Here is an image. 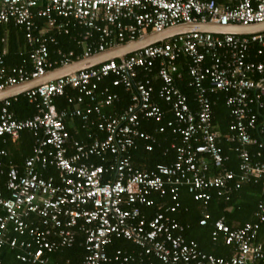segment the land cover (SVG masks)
I'll use <instances>...</instances> for the list:
<instances>
[{
	"label": "built area",
	"instance_id": "built-area-1",
	"mask_svg": "<svg viewBox=\"0 0 264 264\" xmlns=\"http://www.w3.org/2000/svg\"><path fill=\"white\" fill-rule=\"evenodd\" d=\"M209 21L263 23L264 0H0V27L19 26L31 49L28 62L11 66L7 39L0 34V88L151 31ZM72 23L82 28L81 55L58 49L59 59L52 60L49 44H57V36L69 33ZM183 67L194 89L192 101L177 84L184 78ZM109 77L111 83H104ZM112 87L130 95L123 111L107 110L121 101ZM220 93L231 116L225 134L214 123V96ZM25 94L37 108L30 117H16L9 109L11 99L0 102V138L16 142L24 130L34 136L32 154L22 164L7 163L9 151L0 148V264L6 246L18 250L24 263L60 264L50 255L72 247L79 236L86 254L80 263L67 264H264V240L259 239L264 201L255 222L239 227L225 217L214 222L213 240L232 247L227 256L202 250L197 240L186 238L189 226L171 215L180 206L182 187L207 205L213 191L229 200L244 183L264 179V135L261 140L254 135L264 134V31L179 34L123 61L108 60ZM61 96L69 106L58 107ZM143 119L160 123L155 133L142 129ZM72 120L81 122L86 138H72ZM167 129L181 137L180 143H171L175 160L151 170L137 167L131 151L139 140L152 150L158 133ZM222 138L235 144L238 172L226 165ZM255 145L259 150L253 152ZM155 194H169L174 204H160L148 218L142 207L155 205ZM211 217L204 211L200 224L207 225ZM116 238L139 249L110 253Z\"/></svg>",
	"mask_w": 264,
	"mask_h": 264
},
{
	"label": "trees",
	"instance_id": "trees-1",
	"mask_svg": "<svg viewBox=\"0 0 264 264\" xmlns=\"http://www.w3.org/2000/svg\"><path fill=\"white\" fill-rule=\"evenodd\" d=\"M81 31L82 28L79 25L72 23L69 33L58 35V43L49 44L52 60L59 59L57 54L58 49H62L64 52L75 51V58H77V55H81L82 47L77 41ZM2 33H7L9 38V53L6 58L7 63L13 66L21 65L24 61L28 62L31 49L27 43L24 30L13 22H10L5 26L0 27V34ZM2 45L3 43L0 39V46ZM182 70L184 78L178 80L177 84L188 94L192 101L194 89L188 85L189 75L187 73V68L183 67ZM112 79L113 77H109L104 83L109 84ZM159 85L160 82L158 81L156 86ZM112 88L120 92L121 101L116 103L114 108L107 107V109L123 111L130 104V95L121 87ZM214 99H216V104L214 105V123L216 124V128L222 134H225L229 129L231 121L230 109L226 104L225 95L223 93H220L217 97L214 96ZM10 102L9 109L18 118L30 117L37 111L36 105L29 101L26 94H21L16 98H12ZM162 104L166 107L165 103L162 102ZM57 105L59 108L69 106L67 97H59L57 99ZM171 117L172 114L169 113L167 118ZM159 126L160 123L153 119H143L142 129L145 131L155 133ZM78 127H80V123L78 124ZM79 129V132H76L73 128L70 129L72 138L78 139L83 136L86 137V130L82 128ZM254 135L261 140L264 134L256 131ZM157 137L159 138V141L154 144L152 150L146 149L147 141L139 140L137 148L131 151L132 161L137 167L151 170L156 168L158 164H170L175 160L176 153L175 149L171 148V143L173 141L180 143L181 137L174 134L171 129H167L164 133H158ZM3 141L6 143H3ZM33 144L34 136L30 130H24L21 133L20 139L16 142L12 141L9 137L0 138V148H5L9 151L8 156L4 158L7 163L10 161L17 164L23 163L24 160L32 154ZM220 145L223 148L224 154L229 156V159L226 162L227 167L238 172L239 159L237 152L235 151V144L222 138L220 140ZM250 148L253 152L259 150L256 145L251 146ZM260 150L262 151L261 159L264 161V147ZM154 198L156 201L155 205L142 207L144 214L148 218H151L155 214L159 209L158 206L160 204L165 205V207L174 204V201L169 194L162 197L155 194ZM263 201L264 179L257 182L252 180L244 183L240 189L231 193V198L229 200L225 197L218 196L216 191H213L212 198L207 205L202 201L195 200L187 187H182L180 189L179 197L180 206L177 211L171 213V215L185 226H189L185 231L186 238L197 240L202 250L217 256H227L231 254L232 247L224 244L221 240H213L212 231L214 229V222L220 217H225L226 222L232 227H239L247 222H255L257 221L256 211L258 210L260 203ZM229 207H231L230 210H228ZM204 210L209 211L212 215L207 225H201L199 222ZM262 231L264 232V223L262 224L260 235ZM83 241V236H79L72 247L52 253L50 256L60 264H67V261L80 263L86 254ZM118 248L125 249L129 252L137 251L139 249L133 242L125 238H116L109 245L108 251L113 253ZM17 254L18 250L6 246L2 253L4 264H28L19 260ZM156 262L159 263V261Z\"/></svg>",
	"mask_w": 264,
	"mask_h": 264
},
{
	"label": "water",
	"instance_id": "water-1",
	"mask_svg": "<svg viewBox=\"0 0 264 264\" xmlns=\"http://www.w3.org/2000/svg\"><path fill=\"white\" fill-rule=\"evenodd\" d=\"M204 31L213 32L216 34H237L248 35L264 31V22L245 25H221L215 22H198V23H180L175 26H170L162 31H151L142 35L136 40H132L117 46H114L106 51L93 54L90 57L73 60L68 64H64L49 70L45 75L38 78H32L25 82L0 88V102L15 98L27 91L36 88L42 84L55 81L61 77L88 69L111 59H119L123 61L127 55L143 49L149 45L163 42L171 37L179 34Z\"/></svg>",
	"mask_w": 264,
	"mask_h": 264
},
{
	"label": "crops",
	"instance_id": "crops-1",
	"mask_svg": "<svg viewBox=\"0 0 264 264\" xmlns=\"http://www.w3.org/2000/svg\"><path fill=\"white\" fill-rule=\"evenodd\" d=\"M2 36H5L6 37V39H7V44H6V46H7V50H8V53H9V38H8V34L7 33H2L1 34ZM7 56H8V54H7ZM27 61H24V63H26ZM23 63V64H24ZM112 108H114V106L112 107ZM108 110V109H107ZM108 111H114V110H112V109H110V110H108ZM80 123V127H78V124ZM70 129L71 128H73L76 132H79L78 130H80L79 128H81V122L79 121V120H72V121H70ZM82 138H86L85 136H83ZM3 143H6V142H4L3 141ZM22 164V163H21ZM231 209V207H229L228 208V210H230ZM207 210V209H206ZM206 210H204V211H206ZM204 211H203V213H204ZM203 215V214H202ZM259 239L260 240H264V232L262 231L261 232V235L259 234ZM232 251V250H231Z\"/></svg>",
	"mask_w": 264,
	"mask_h": 264
}]
</instances>
